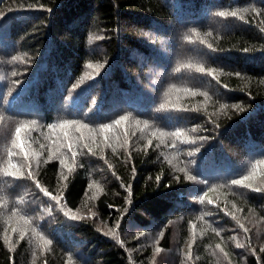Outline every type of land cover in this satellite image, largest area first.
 Returning <instances> with one entry per match:
<instances>
[{
	"label": "trees",
	"instance_id": "obj_1",
	"mask_svg": "<svg viewBox=\"0 0 264 264\" xmlns=\"http://www.w3.org/2000/svg\"><path fill=\"white\" fill-rule=\"evenodd\" d=\"M149 234L264 264V0H0V264H161Z\"/></svg>",
	"mask_w": 264,
	"mask_h": 264
},
{
	"label": "rangeland",
	"instance_id": "obj_2",
	"mask_svg": "<svg viewBox=\"0 0 264 264\" xmlns=\"http://www.w3.org/2000/svg\"><path fill=\"white\" fill-rule=\"evenodd\" d=\"M240 218H239V217ZM238 216H235L234 221L231 223L233 224L232 227H229V232L227 235H229L230 240L232 241V245L234 249L240 251V254H246L251 251L255 250V245L252 242V239L254 238L253 234H259L260 232L258 230H255V228L252 227L251 221L248 219L246 215H243L242 211L239 210ZM129 230V228H127ZM126 229V230H127ZM121 237H119L120 240L125 241V234L121 231ZM195 234V233H194ZM194 234L191 236V238L194 236ZM226 235V236H227ZM117 237L114 238L115 241H120ZM147 239V244L152 245L153 252L156 255V257L160 260L159 263L161 264H176L177 260L175 257L179 256V253L183 254V258L179 260L177 264H191L190 258L195 257V253L193 252V249H189L186 251L185 247L181 248L179 243L174 240V243L170 250H165L159 247L158 241L160 237H157L155 234H149L148 237L144 236L143 240ZM255 239V238H254ZM237 245H241L238 247ZM180 247V248H179ZM218 251H220L222 254V246H217ZM185 250V251H184ZM227 260L233 264L232 257H230L229 253L228 255L225 254ZM223 258V256H222Z\"/></svg>",
	"mask_w": 264,
	"mask_h": 264
},
{
	"label": "snow or ice",
	"instance_id": "obj_3",
	"mask_svg": "<svg viewBox=\"0 0 264 264\" xmlns=\"http://www.w3.org/2000/svg\"><path fill=\"white\" fill-rule=\"evenodd\" d=\"M219 15H221V16H225V15H227V13H225V12H220ZM233 15H235V13H233ZM16 132H17V135H19L20 129H17ZM45 194L47 195V193H45ZM237 246L240 247L241 245H237Z\"/></svg>",
	"mask_w": 264,
	"mask_h": 264
},
{
	"label": "bare ground",
	"instance_id": "obj_4",
	"mask_svg": "<svg viewBox=\"0 0 264 264\" xmlns=\"http://www.w3.org/2000/svg\"><path fill=\"white\" fill-rule=\"evenodd\" d=\"M180 240V239H179ZM180 248V247H179Z\"/></svg>",
	"mask_w": 264,
	"mask_h": 264
}]
</instances>
